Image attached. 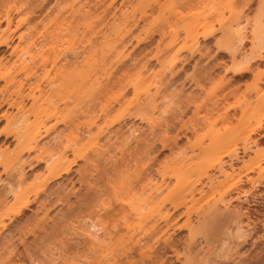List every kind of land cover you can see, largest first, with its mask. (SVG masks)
I'll return each instance as SVG.
<instances>
[{"label": "rangeland", "instance_id": "rangeland-1", "mask_svg": "<svg viewBox=\"0 0 264 264\" xmlns=\"http://www.w3.org/2000/svg\"><path fill=\"white\" fill-rule=\"evenodd\" d=\"M28 1L0 0V38H3L1 31L5 30L12 36L10 46L0 49V161L14 157L21 148L14 138L11 123L18 115L17 108L9 103L22 99L16 96L19 81L25 83L24 93L31 94L29 97L24 95L23 110L30 116L34 111L42 112L37 119L42 123L44 134L39 140L40 145H50L48 150L53 152L86 129L89 115L83 108L98 105L100 100L113 101L118 88L124 87L121 99L124 113H144L146 117L145 121L132 116L125 118L124 136H127L129 126L145 132L159 131L165 120L174 119L169 136L177 131L186 133L178 140L176 151L181 153L190 152L191 147L196 148L200 143L208 145L212 130L220 129L216 155L223 153L221 162L227 169V176H219L216 191L207 189L204 195L195 196L189 203L191 218L205 210L238 175L242 178L239 188L249 191L247 199H232L229 205L231 211L247 209L249 218L245 215L238 220L220 206L216 212L220 225L209 234L207 244L202 234L196 235L192 244L194 260L188 264L222 261V264H264V103L256 107L252 117L245 116L243 111L257 89L264 94V45L259 43L264 36V0H114L112 4V0H92V14L86 19L78 11L84 6V0H47L45 8L35 12ZM7 10L10 11L6 13ZM122 20L129 32L124 29V47L118 48L122 52L124 70L118 73L123 72L116 86L103 97L89 93L82 97L79 112L67 113L56 95V83L63 74V65L73 59L74 50L81 51L88 45V38L95 44V58H99L101 52L107 54L113 39L109 36L106 40L102 33L107 30L105 35H110L112 24ZM86 23H90V30ZM234 30L244 37V44L236 52L235 59L226 48ZM33 40L44 41L45 59H35L34 64L27 61L29 66L22 69L16 61L17 55L28 50ZM15 47L17 52H13ZM252 52L259 56L250 59ZM112 57L113 54L109 58ZM113 59H117L116 56ZM147 61L149 65L145 68L143 63ZM244 61L250 68L234 74V66ZM170 71L177 72L171 82L168 80ZM48 93L60 104L59 109L49 108L56 112L50 118H46L42 109L48 101ZM187 96H192V100L188 102ZM147 97L152 101L141 109ZM33 103L36 104L32 106ZM119 104L113 102L112 111L90 126L88 137L98 138L77 149L84 157L75 158L71 172L47 182L46 186L43 183L50 174L44 162L41 160L31 167L27 164H35L37 155L47 157L48 152L40 154L35 148L24 153L23 158L30 161L24 164L27 175L16 193L7 191L8 183L11 188L17 186L16 169L4 171L0 164V264H82L93 252L80 234L81 228L87 227L84 216L96 218L95 222L104 233L110 232L116 237L124 234V204L137 202L142 188H148L150 179H142L147 164L143 157L131 159L128 165L120 168L124 171L118 172L119 165L118 171L109 170L108 159L105 161L104 155L96 154L99 144L105 141L107 119L120 110ZM225 110L232 114L229 119L219 115ZM31 117L33 119V115ZM119 145L120 141L110 153L118 156ZM168 154V150L158 154L148 175V178L153 177L151 182L159 181L156 169L163 172L171 163L166 158ZM74 157L75 153L69 151L68 158ZM212 157V153L206 152L203 164L208 166ZM258 159H261L259 166ZM211 170L208 166V171ZM177 171L168 170L167 190L176 185L173 175ZM93 185H97L99 192L94 191ZM236 192L233 189L227 195L235 196ZM84 197L95 200L89 199L91 202L88 200L78 206L77 201ZM27 201L29 204L22 206V202ZM185 218L177 212L173 222H177L178 227ZM238 225L244 228L240 232L236 231ZM175 230V239L184 240L186 227ZM242 231L251 234L246 236V241L238 237ZM162 246L160 239L155 248ZM224 252H229L227 256L231 257H219ZM128 253L133 260L139 259L133 249ZM180 256L183 258L182 254ZM180 262L174 261V264Z\"/></svg>", "mask_w": 264, "mask_h": 264}, {"label": "bare ground", "instance_id": "bare-ground-1", "mask_svg": "<svg viewBox=\"0 0 264 264\" xmlns=\"http://www.w3.org/2000/svg\"><path fill=\"white\" fill-rule=\"evenodd\" d=\"M91 1L92 0H84V6L78 10L84 14L85 19L92 14L91 10L93 6L91 5ZM113 1L114 0H112L110 4H112ZM46 2L47 0L28 1L33 7L32 12H35L36 9L40 10L45 8ZM9 11L10 10H7L6 13ZM6 19L7 23H9L10 18L8 15L6 16ZM89 24L90 23L85 24V26L88 25V30H90ZM112 27L114 28L112 29ZM112 27L109 28L110 35H105V33L107 34V30L102 33V37L106 40L110 38L109 36L113 39V44H111L108 50L109 54L101 52L102 55L100 54L99 58H95L97 56L94 49L95 44L90 38H88L86 40L88 45L83 46L81 51L74 50L73 59L70 62L68 61L66 63L67 65H63V69H61L63 74L56 83V86L58 87L56 95H58L59 99L62 101V108L67 113L79 112L82 108L80 105L82 97H85L89 93H96L99 97H103L110 89H112V87L116 86L120 75L123 74V72L118 74L120 71L124 70L122 52L118 50V48L120 45L124 47V20L112 24ZM1 32L3 38H0V49L2 47H9L12 41V36L7 30ZM76 32H78V30H76ZM125 32L128 33L129 29H125ZM205 36L206 34L204 37ZM139 41L140 40H138V42ZM43 42V40H33L31 44H29L28 50L17 55L16 61H18L19 66L22 69H26L27 66H29L30 61L34 64L36 60L43 61L45 59L42 48ZM259 43L264 45V36L259 39ZM243 44L244 37L238 30H234L230 37V44L226 47L228 53L233 59L236 58V52L241 50ZM15 51L17 52L16 47L13 49V52ZM111 54H113L114 57L116 56L117 59L114 60V57L109 58ZM258 56L259 55L252 52L249 55V58L253 59ZM27 61L29 63H27ZM54 61L56 62V60H53V62ZM148 65V61L143 63L145 68H148ZM248 68H250V65L248 62L244 61L234 66L233 73H241ZM176 75L177 72L170 71L169 82L174 81ZM49 84L51 85V83ZM17 86L18 89L16 91V96H20L22 99L18 102L9 103L10 106L17 108L18 115H15L13 118L14 120L12 119L11 123L14 130V138L21 144V148L14 157L7 159L4 158L0 161V164L3 165L4 171L16 169L15 177L18 178L17 186L11 188V183H8V192L16 193L17 188H19L22 181L26 178L27 174L25 172L24 164L26 165L30 160L23 158L24 153H29L35 148L40 154L48 152V155L47 157L45 155H37V158H35L36 162H34L35 164L29 162L27 166L31 167L36 165L41 160L44 162L45 167L50 174L47 180L43 183L44 186H46L45 184L47 182L52 181L53 179L69 174L72 170V164L76 161L75 158L84 157V154L79 153L77 149L85 145L86 142L94 140L93 138H98L93 136L88 137L90 126L93 125L97 119L103 116L105 117L112 111L113 102L120 103V110L113 117L107 119L108 130L105 134L104 144H99V141L95 140L97 144H99L96 154L104 155L105 161L108 159L107 161L110 163L109 170L118 171L117 168L119 165L118 172L124 171L121 169L124 168V165H128L129 161L133 158L139 156L140 158L143 157L147 159V164L142 172V179H144V177L150 179L148 182V188H142V192L137 202L133 201L124 204V234H121L120 236L118 235L117 237L115 235L113 236V234L111 236L110 232L104 233L100 230V225L95 222L97 221L96 218H91L89 216L83 217V221H87V227H82V232L80 234L86 239V243L90 244L93 252L91 256L89 255V260L87 259V261H83L82 264H174V261H181L180 264H188L191 260H194L192 244L195 243L196 235L202 234L203 240L205 241V244H207L209 234L215 232L220 225V221H217L218 217L216 215L220 206H222L223 210L226 212L232 213L236 219L245 215L249 218L248 213L250 212L247 209L242 212L240 208L235 209V211L229 210V205L232 199L239 200L242 197L247 199V196L249 195L248 190H241L239 188L240 181L242 180L239 175L228 183L226 190L219 192L218 195L213 198L205 210L198 213L195 218H191L189 203L195 199L196 195H204V192L207 189L215 190L220 184V175L227 176V169L223 162H221V154L223 153L216 155L219 147L218 141L220 140L219 128L212 130V139L208 145L200 143L196 148L191 147L190 152L181 151V153L176 151V149L179 148L178 140L182 136H186V133L183 131H177L175 135L169 136V131L174 127V119L165 120L159 131L151 129L150 132H145L139 130L136 126H129L128 134L127 136H124V124H126L125 118L132 116L138 118L140 121H145L146 117L144 113H124V105L121 102V99L124 96V87H120L118 88L117 95L114 97L113 101L106 99L104 102H101L102 100H100L98 105L83 108V112H87L89 115L86 129L81 133H78L72 141H67L62 144L57 151L53 152L48 150L50 149L48 148L50 145H48V147H46V144L43 146V143L40 145L39 140L44 134L42 133V123H39L37 119L42 112L34 111L32 113V119V115L30 116L27 110H23L24 95L29 97L31 94L30 92L24 93L25 83L19 81ZM27 88L30 89L31 87L28 86ZM52 96V94L48 93V101L45 103V106H42L46 118H50L56 114V112L49 110V108L59 109L60 106V104H57V101L54 102V100H52ZM191 98L192 96H187L186 99L189 102ZM151 101V97H147L142 103L143 106L141 109L148 106ZM55 103L57 105L54 106ZM263 103L264 94L260 92V89H257L254 98L247 100L243 110L244 115L252 117L256 107ZM35 104L36 103H33L32 106ZM219 115H223L224 118L229 119L232 114H230L228 110H225ZM35 120L38 121V125L35 123ZM63 120L65 122V119ZM259 122L260 120L257 121L258 124ZM46 131H48V129H46ZM10 132L11 131H8L7 133ZM119 141L120 154L116 156L115 154H111L110 151L111 148H117L115 144ZM124 145L126 146L125 151ZM165 150L169 151L166 158H169L171 163L167 164L163 172H159V170L156 169L159 181L151 182L153 181V177L148 178V175L154 167L158 154L163 153ZM69 151L75 153V157L72 160L68 158ZM206 152L212 153L213 155L212 161L208 165L212 168L211 171H208V166L202 162ZM1 156L2 153L0 152V158ZM25 159L27 161H25ZM260 160L261 159L257 160L258 166ZM230 166L232 167V164H230ZM87 169H84V171H89ZM169 169H177L178 173L173 175L176 178V185L172 189L167 190L170 182V177L167 176ZM116 171L114 172L117 173ZM93 186V189L95 188L94 191H96V193L99 192L100 189H97V185ZM233 189L237 191L236 195L229 197L227 193ZM95 198L93 199V197H89L92 201H94ZM133 198L136 199V196ZM89 199L88 197L87 200L85 197L79 199V201H77L78 206L81 207L84 203H87L85 201H88ZM89 201L91 202V200ZM28 204V201L22 202V206H27ZM177 212L186 216L183 223L178 227L177 222H173L174 215ZM181 227H186L187 234L185 239L180 242L178 239H175L174 232L176 231L175 229H180ZM242 229L244 228L241 225L236 226V231L239 230L240 232ZM244 231H242L241 233L243 234H240L238 237H241L242 240L246 241V236L248 238L251 234L250 232V235L244 234ZM160 239L163 240V246L155 248V244ZM129 249H133L139 256L137 261L133 260V256H130L128 253ZM229 250L225 251L227 252ZM167 251H170L171 253H166ZM180 254L183 255V258H181ZM227 254L224 252L223 254H220L219 257L229 259L231 256H227ZM165 255L168 256L165 257ZM172 259H174V261ZM222 262H219L218 264H222Z\"/></svg>", "mask_w": 264, "mask_h": 264}]
</instances>
